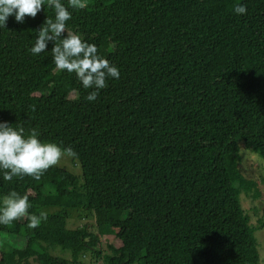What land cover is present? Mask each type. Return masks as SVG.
I'll list each match as a JSON object with an SVG mask.
<instances>
[{
    "label": "trees",
    "instance_id": "16d2710c",
    "mask_svg": "<svg viewBox=\"0 0 264 264\" xmlns=\"http://www.w3.org/2000/svg\"><path fill=\"white\" fill-rule=\"evenodd\" d=\"M83 2L62 0L67 27L120 72L94 102L51 52L27 51L54 15L47 0L0 28V122L70 147L82 172L0 180L29 213L53 211L35 228L27 216L0 224V264H261L238 142L264 161V0ZM73 212L94 223L69 229Z\"/></svg>",
    "mask_w": 264,
    "mask_h": 264
},
{
    "label": "clouds",
    "instance_id": "9594fccd",
    "mask_svg": "<svg viewBox=\"0 0 264 264\" xmlns=\"http://www.w3.org/2000/svg\"><path fill=\"white\" fill-rule=\"evenodd\" d=\"M53 10V17L46 18L34 33L35 39L27 51L32 56L51 52V59L56 70L74 73L83 89H92L84 99L94 102L99 91L106 86L109 79L120 78L119 69L110 64L108 59L98 53L95 44L84 40L79 32L67 27L71 12L62 0H47ZM44 0H0V28L12 17L15 22L23 23L25 17L35 18L41 11ZM69 7L83 8V0H68ZM44 8V7H43ZM243 3L232 6L235 15L246 14ZM52 47L46 51L49 43ZM15 125V126H14ZM0 122V180L11 181L14 177L30 176L38 180L50 167L57 165L65 156H74L70 147H62L55 142H41L35 129L25 133L19 124ZM27 195L15 191L0 196V224L27 216L30 228H35L46 219L43 210L39 215L29 213Z\"/></svg>",
    "mask_w": 264,
    "mask_h": 264
},
{
    "label": "rangeland",
    "instance_id": "374dc122",
    "mask_svg": "<svg viewBox=\"0 0 264 264\" xmlns=\"http://www.w3.org/2000/svg\"><path fill=\"white\" fill-rule=\"evenodd\" d=\"M71 98H75V95L72 94ZM238 146L241 172L245 175V179L252 181L255 185L253 192L249 194L248 192H242V195L240 194V201L242 208L250 215V227L254 230V236L257 240L260 262L264 264V161L257 151L247 150L242 140H239ZM57 166L65 168L76 176L81 177L82 175L79 163L71 156L63 157ZM45 190L48 193H53V187L51 186H47ZM46 212L53 213L51 210ZM71 216L72 219L67 225L69 229L82 226L85 223H94L91 214L85 218L84 213L80 215L78 212H73ZM52 254L68 260L71 259V253L60 248L52 250ZM82 260L87 264H95L96 262L89 255L84 256Z\"/></svg>",
    "mask_w": 264,
    "mask_h": 264
}]
</instances>
